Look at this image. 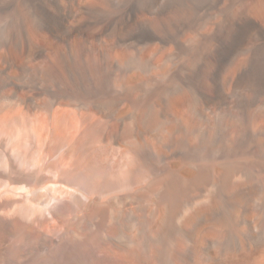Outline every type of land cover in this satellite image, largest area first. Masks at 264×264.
Here are the masks:
<instances>
[{
  "label": "bare ground",
  "instance_id": "6f19581e",
  "mask_svg": "<svg viewBox=\"0 0 264 264\" xmlns=\"http://www.w3.org/2000/svg\"><path fill=\"white\" fill-rule=\"evenodd\" d=\"M0 181V264H264V0H0Z\"/></svg>",
  "mask_w": 264,
  "mask_h": 264
},
{
  "label": "rangeland",
  "instance_id": "374dc122",
  "mask_svg": "<svg viewBox=\"0 0 264 264\" xmlns=\"http://www.w3.org/2000/svg\"><path fill=\"white\" fill-rule=\"evenodd\" d=\"M15 118H16V117H15ZM15 118H13V120H15V122L19 121V118H18V119H15ZM141 170H142V169L139 170V172H140V173H139V176H141V177H139V178H141V179H139V178H138V179H139V181L142 180V181H140V182L142 183V182L145 181V179H146L145 177H146L147 175H146V173H145L144 170H142V171H141ZM142 172L144 173V175H142V174H143ZM140 174H141V175H140ZM4 186H5L4 183H3L2 181H0V188L2 189V187L4 188ZM80 195H81V193H80ZM49 197H50V196H49ZM50 198H51V197H50ZM50 198H48V199H42V200H43V201H46V200H49ZM26 205H27V206L29 205L28 208H27V206L23 205V207H21V211L24 210V209H26V210L28 209L27 211H28L29 213L33 212V210H34L35 208H34L31 204H26ZM20 216H21V215H20ZM94 248L96 249V247H94ZM97 248L100 250L102 247H99V246H98ZM98 249H96V250H98Z\"/></svg>",
  "mask_w": 264,
  "mask_h": 264
}]
</instances>
